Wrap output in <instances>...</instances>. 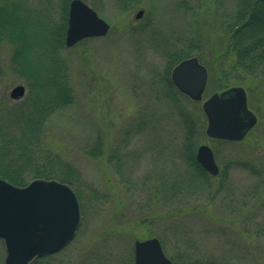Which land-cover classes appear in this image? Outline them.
<instances>
[{
    "label": "rangeland",
    "instance_id": "374dc122",
    "mask_svg": "<svg viewBox=\"0 0 264 264\" xmlns=\"http://www.w3.org/2000/svg\"><path fill=\"white\" fill-rule=\"evenodd\" d=\"M22 1L28 7L39 4L38 0ZM84 1L109 23V28L104 35L85 37L71 46L64 44L57 52L67 70L73 102L49 117L43 140L78 170L79 178L72 186L82 190L83 211L73 238L50 253V264L63 259L71 264H96V254H91L96 251L102 254L103 264H123L130 251L133 262V240L155 236H148L150 232L163 234L166 252L174 255L176 235L165 227L170 223L200 254L220 261L227 257L226 264H251V260L252 264H264V75L228 85L244 88L247 106L256 115L255 124L242 139L229 143L207 137L201 108L206 97L220 91L207 67L216 45L226 36L222 25L232 12L234 0H132L125 5L119 0ZM42 3L48 9V23L58 22L60 1ZM138 9L143 12L135 18ZM24 22V31L30 33L26 54L31 62L39 63L37 55L45 51L40 32L47 20L30 12ZM195 40L199 45L193 49ZM172 54L184 55L182 58L194 55L202 57L204 65V60L207 62L206 86L202 99L195 104L183 95L181 105L165 101L161 87L153 82L157 73L165 74ZM10 58L11 47L2 42L0 98L6 101L13 100L9 93L16 84H23L27 91L24 79L11 71ZM197 110L204 125L196 145H209L219 167L229 163L227 179L211 202L205 203L204 194L187 202L190 206L197 203L205 215L190 213L175 217L180 220L177 224L173 218L165 222L159 217L183 204L163 206L158 194L151 191L157 177L171 173L173 166L184 174L186 165L178 158L185 132L183 113L189 111L195 116ZM98 138L103 153L88 155ZM113 152L118 154L119 171L108 159ZM210 180L216 186L219 178ZM223 195L237 202L234 213L224 210ZM244 226L247 231L242 233ZM255 228L256 233L252 232ZM106 231L111 233L96 239ZM247 233H253L252 237ZM237 239L251 250L245 261L235 258L233 242ZM184 242L181 238L180 245ZM87 245L94 251L89 253V249L85 255ZM82 255L85 257L80 258ZM4 256L0 240V264H4Z\"/></svg>",
    "mask_w": 264,
    "mask_h": 264
},
{
    "label": "trees",
    "instance_id": "16d2710c",
    "mask_svg": "<svg viewBox=\"0 0 264 264\" xmlns=\"http://www.w3.org/2000/svg\"><path fill=\"white\" fill-rule=\"evenodd\" d=\"M38 1V5L28 7L22 0H0V44L6 42L10 45V69L14 74L24 79L27 87L26 93L19 99L6 101L0 98V177L19 186L39 177L55 178L72 186L73 182L79 178L78 170L72 163L65 161L63 157L49 148L43 140L44 126L49 117L58 109L73 102V93L66 74L67 70L57 54L58 49L64 46L66 10L69 0H59V21L51 24L48 23V9L43 6L42 0ZM119 1L125 5L132 0ZM37 7L41 9H37ZM231 10L232 12L227 15L222 25L226 36L220 44L216 45V52L209 58L207 67L210 71V73L208 71L209 76L215 80L216 88L220 90L238 79L264 75V0H234ZM30 12H37L47 20V24L43 28L44 31L40 32V37L44 38L43 47L45 51L42 55H37L39 63L31 62L30 57L26 54V45L30 33L24 31V21L28 19ZM151 32L154 33V31ZM136 42L137 44L140 43L139 40ZM192 45L195 49L198 48L199 44L195 40ZM170 57V64L165 74L157 73L153 80L155 85L161 87L162 98H165V101H174L175 104L181 105L179 101L183 95L190 102L197 103V101L191 100L187 95L180 92L169 77L170 67L182 59L184 55L172 54ZM198 60L203 63L202 57H198ZM204 62L207 65L205 60ZM1 73L2 68L0 66ZM183 118L185 120L183 149L178 153V158H182L186 165L183 170L184 174L180 175L177 167L173 166L174 170L171 173H162L163 176L157 177V181H154L156 184L151 191L158 194L163 206L176 202L183 204V206L174 208L159 217L165 222L167 219L173 218L175 220L177 216H187L190 213L205 215L204 210L197 203L190 206L187 202L189 199L195 200L201 194L207 196L205 203L211 202L224 187L229 168V163H225L220 167L218 174L213 176L200 166L195 160V150L196 142L203 135V117L201 118L200 111L197 110L195 116L191 112L185 111ZM212 140L234 143L223 139ZM87 153L90 156H100L103 153L100 138L95 141V147L92 151L89 148ZM117 156L118 154L113 152L108 156V159L112 166L119 171L120 163L116 158ZM113 158L116 161L112 160ZM235 161L237 160L235 159ZM234 165H237V162ZM214 177L219 178L216 186L210 180ZM72 188L78 198L82 216L83 207L80 202L83 197L82 190L76 185ZM221 198L223 208L227 213H234L238 209L237 202L232 201L227 195H223ZM225 217L230 216L225 215ZM176 220L175 223L177 224L180 220ZM204 225H207L205 220ZM165 227L171 228L176 235L175 244L173 243L174 255L166 252L162 239L163 234L150 232L148 236L155 235L159 240L161 239L160 242L162 241L161 245L163 244L165 253L174 264L227 263V257H223L220 261L210 254L206 256L200 254L199 250L195 248L192 250V242L187 240L185 234L177 231L172 223ZM245 228L244 226L242 233L247 231ZM257 230L255 228L252 232L256 233ZM110 233L109 231L101 232L96 235V239ZM251 235L253 233H247V236ZM181 238L185 241L184 245H180ZM242 242L238 239L233 242L236 251L235 258L239 261L246 259L251 251L248 246L246 250ZM89 249H91L89 245L84 248L85 255ZM92 251L94 250L91 249L89 253ZM91 254H96L94 257L96 264H103L101 253L96 251ZM52 255L48 253L36 257L29 264H50ZM84 257L82 255L80 258ZM252 262L251 260V264ZM53 264H71V261L63 259L61 263ZM123 264H133L131 251Z\"/></svg>",
    "mask_w": 264,
    "mask_h": 264
},
{
    "label": "water",
    "instance_id": "95a60500",
    "mask_svg": "<svg viewBox=\"0 0 264 264\" xmlns=\"http://www.w3.org/2000/svg\"><path fill=\"white\" fill-rule=\"evenodd\" d=\"M135 12V18L142 15ZM109 23L83 0H69L64 43L75 44L82 38L104 35ZM172 83L189 98H202L207 70L196 56L178 61L170 71ZM24 85L16 84L10 97L17 99ZM206 116L207 137L237 141L255 124L256 115L247 106L246 92L240 85L213 92L201 103ZM195 156L211 174L218 167L213 151L198 144ZM80 220L79 204L72 187L55 178H34L14 185L0 177V239L5 249L4 264H29L35 257L62 248L74 236ZM133 264H174L163 251L156 236L133 241Z\"/></svg>",
    "mask_w": 264,
    "mask_h": 264
},
{
    "label": "bare ground",
    "instance_id": "6f19581e",
    "mask_svg": "<svg viewBox=\"0 0 264 264\" xmlns=\"http://www.w3.org/2000/svg\"><path fill=\"white\" fill-rule=\"evenodd\" d=\"M200 63H201V62H200ZM201 64L204 65L203 63H201ZM204 66H205V65H204ZM25 89H26V88H25V86H24V93H23V95L25 94ZM23 95H22V96H23ZM22 96H21V97H22ZM202 112H203V111H202ZM203 114H204V113H203ZM204 116H205V114H204ZM205 118H206V116H205ZM197 146H198V145H197ZM196 148H197V147H196ZM195 151H196V150H195ZM195 160L198 162V160L196 159V156H195ZM198 163H199V162H198ZM215 163H216V161H215ZM199 164H200V163H199ZM216 165H217V167H218V171H217L216 174L213 175V174H211L210 172H208L206 169H204L203 166L200 164V166H201L206 172H208L209 174H211V175H213V176L217 175L218 172H219V169H220V167H219V165H218L217 163H216ZM3 179H4V178H3ZM33 179H34V178H33ZM45 179H46V178H45ZM7 181H8V180H7Z\"/></svg>",
    "mask_w": 264,
    "mask_h": 264
}]
</instances>
